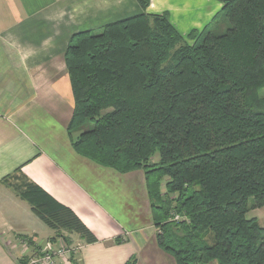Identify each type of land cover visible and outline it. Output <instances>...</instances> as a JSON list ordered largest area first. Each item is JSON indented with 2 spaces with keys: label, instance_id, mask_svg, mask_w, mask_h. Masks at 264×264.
Wrapping results in <instances>:
<instances>
[{
  "label": "trees",
  "instance_id": "trees-1",
  "mask_svg": "<svg viewBox=\"0 0 264 264\" xmlns=\"http://www.w3.org/2000/svg\"><path fill=\"white\" fill-rule=\"evenodd\" d=\"M218 1L212 27L186 37L167 13L73 35L67 133L92 163L143 172L157 244L176 264H264V227L246 217L264 207V0ZM36 190L22 197L57 238L97 242Z\"/></svg>",
  "mask_w": 264,
  "mask_h": 264
},
{
  "label": "crops",
  "instance_id": "crops-1",
  "mask_svg": "<svg viewBox=\"0 0 264 264\" xmlns=\"http://www.w3.org/2000/svg\"><path fill=\"white\" fill-rule=\"evenodd\" d=\"M220 9L218 0H149L145 12L137 0H0V264L64 243L22 197L29 185L45 195L38 204L69 209L96 238L70 236L72 264H176L157 244L143 172L119 174L74 152L64 53L73 35L143 13H167L186 37Z\"/></svg>",
  "mask_w": 264,
  "mask_h": 264
},
{
  "label": "built area",
  "instance_id": "built-area-1",
  "mask_svg": "<svg viewBox=\"0 0 264 264\" xmlns=\"http://www.w3.org/2000/svg\"><path fill=\"white\" fill-rule=\"evenodd\" d=\"M173 221H178L179 216L173 215ZM75 249L68 248L62 242L47 244L40 256L29 261L28 264H72V256Z\"/></svg>",
  "mask_w": 264,
  "mask_h": 264
},
{
  "label": "rangeland",
  "instance_id": "rangeland-1",
  "mask_svg": "<svg viewBox=\"0 0 264 264\" xmlns=\"http://www.w3.org/2000/svg\"><path fill=\"white\" fill-rule=\"evenodd\" d=\"M219 2V1H218ZM220 3V2H219ZM220 11V10H219ZM217 15V14H216ZM215 15V16H216ZM214 16V17H215ZM214 19V18H213ZM212 20L211 21H209V22H207L206 24H204V25H201V27H199L198 28V31L199 32H201V31H203L205 28H211L212 27ZM174 27V26H173ZM193 31V30H192ZM195 31H197V30H195ZM103 32V29H101V30H99V31H93V32H91V34L92 35H100L101 33ZM191 32V31H190ZM189 32V33H190ZM183 37H185V36H183ZM158 159H159V157H158V155L156 154L153 158H152V162L153 163H156L157 161H158ZM162 189H164V187H163V185H162ZM248 219H255L257 222H258V224H259V226H261V227H264V207L263 208H260V209H252V210H250V212L247 214V216H246ZM45 228V231H47L48 233H51L52 231L49 229V228H47L46 226H44ZM51 231V232H50ZM62 236L64 237L63 239H67V241H69V243H70V245H68L67 243H64L65 244V246L66 247H75V245H76V242L74 241V240H72V238L70 237L71 235H68V233H63L62 234ZM77 236V235H76ZM54 240H55V238H53ZM63 243V242H62ZM42 246H45V242L44 243H42L41 244ZM37 256H40V255H36V256H34V257H32V258H27L26 260H24L23 262H22V264H28L29 263V261L30 260H32V259H34V258H36Z\"/></svg>",
  "mask_w": 264,
  "mask_h": 264
}]
</instances>
